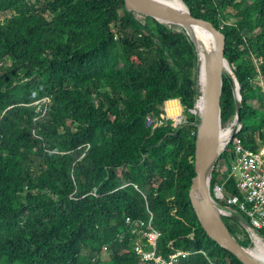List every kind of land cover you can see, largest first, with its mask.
<instances>
[{
    "label": "trees",
    "instance_id": "obj_1",
    "mask_svg": "<svg viewBox=\"0 0 264 264\" xmlns=\"http://www.w3.org/2000/svg\"><path fill=\"white\" fill-rule=\"evenodd\" d=\"M183 1L225 34L242 94L233 139L256 147L264 140V0ZM8 10L0 19V264H139L130 232L148 230L150 218L156 253L186 252L173 264H244L208 236L189 200L198 115L189 110L196 53L184 30L137 16L124 0H0ZM173 99L184 121L153 128ZM235 113L224 77L222 125ZM232 151L233 141L212 172V195ZM223 189L238 193L232 178ZM225 221L250 244L234 217Z\"/></svg>",
    "mask_w": 264,
    "mask_h": 264
},
{
    "label": "water",
    "instance_id": "obj_2",
    "mask_svg": "<svg viewBox=\"0 0 264 264\" xmlns=\"http://www.w3.org/2000/svg\"><path fill=\"white\" fill-rule=\"evenodd\" d=\"M181 1L183 6L169 0H124V3L128 11L151 16L160 22L172 24L174 27L184 30L194 45L196 74L199 69L200 46L203 44L197 34L196 27H203L211 34L212 47L204 52L203 107L198 113L196 123L194 175L191 178L188 196L201 227L209 237L234 254L244 264H264V258L254 255L248 246L241 244L236 239L229 229L225 217H234L249 232V235L252 236L251 230H253L264 242L260 233L253 228L242 212L236 209H227L226 212H223L215 199V194L212 195L210 190L211 175L216 162L242 126L240 117L242 94L239 82L225 57V34L209 19L193 15L186 3ZM224 77L231 84L236 100V113L231 122L234 125V130L225 143L220 137L222 129L221 93ZM195 84L198 94L197 75ZM195 104L194 108L189 110L196 114ZM147 124H151V118Z\"/></svg>",
    "mask_w": 264,
    "mask_h": 264
},
{
    "label": "built area",
    "instance_id": "obj_3",
    "mask_svg": "<svg viewBox=\"0 0 264 264\" xmlns=\"http://www.w3.org/2000/svg\"><path fill=\"white\" fill-rule=\"evenodd\" d=\"M48 101L49 98L44 97L36 100L33 104H37L38 110ZM169 119L174 120L165 110V113L153 121V128L167 124ZM183 121L184 119L174 120L172 125L177 126ZM232 141L233 151L228 172L222 182L215 184L214 196L216 200H224L223 204H220L223 212H226L227 209H236L242 212L264 239V140L257 139L256 147H247L237 138ZM228 178L233 179L238 190L237 194L225 195L223 187ZM148 225L150 228L144 231L147 241L145 243L136 241L134 244V250L144 264H173L179 255L186 253L183 250H176L169 256V259L156 253L159 231L152 227L151 218Z\"/></svg>",
    "mask_w": 264,
    "mask_h": 264
},
{
    "label": "bare ground",
    "instance_id": "obj_4",
    "mask_svg": "<svg viewBox=\"0 0 264 264\" xmlns=\"http://www.w3.org/2000/svg\"><path fill=\"white\" fill-rule=\"evenodd\" d=\"M169 1L177 5L183 6V3L181 0H169ZM196 31H197L198 36L202 39V42H203V44H201L200 46V52H199V57H198L199 69L197 73V78H198V88L199 89H198V94H197L196 104H195V110L197 111V113H199L203 107V86H204V81H205L204 64H203L204 52L212 47L213 38L211 34L203 27H196ZM166 110L168 111V114L172 117V119L178 121L182 118L183 109L179 106L176 100L168 101L166 103ZM233 130H234L233 124H230L225 129H221L220 137L223 143H225L226 140L230 138ZM251 233L254 239V246L249 248V250L257 257L264 258V242L257 236L255 231L251 230Z\"/></svg>",
    "mask_w": 264,
    "mask_h": 264
},
{
    "label": "rangeland",
    "instance_id": "obj_5",
    "mask_svg": "<svg viewBox=\"0 0 264 264\" xmlns=\"http://www.w3.org/2000/svg\"><path fill=\"white\" fill-rule=\"evenodd\" d=\"M13 13V11H11V10H8V11H4V12H0V19L2 20V19H4L5 17H7V16H10L11 14ZM137 14V16H138V13H136ZM234 20V18H230V19H226V21L228 22V21H233ZM232 73V72H231ZM196 70H195V78H196ZM17 91L18 90H16L15 92L17 93ZM171 101V100H170ZM177 101V100H176ZM178 102V101H177ZM41 104V103H40ZM178 104H179V102H178ZM179 106L181 107V105L179 104ZM43 105H41V108L40 109H38V110H40V111H43ZM181 108H183V107H181ZM168 112V111H167ZM197 115H198V113H196ZM182 118H181V120H183L184 119V117H186V115H185V110H184V108H183V110H182ZM178 116V115H177ZM169 121H171V120H169ZM172 122V124L174 123V120H172L171 121ZM231 122L232 121H230V122H228L227 124H225V125H222V129H225L227 126H229L230 124H231ZM229 138V137H228ZM257 139H260L259 137H257ZM228 140V139H227ZM227 140H226V142H227ZM226 218V217H225ZM145 228L143 227V226H138L137 228H132V230H131V232H130V237H132V242H131V244H133V247H134V244H135V242L136 241H138V242H142V243H145L146 242V239H145ZM250 236V238H251V242H250V244H247L246 246H248L249 248H251V247H253L254 246V240H253V238H252V236L251 235H249ZM102 258H103V260L104 261H106V260H108L109 259V252L107 251V250H103V252H102ZM139 264H144L143 262H142V260H140V262H139Z\"/></svg>",
    "mask_w": 264,
    "mask_h": 264
},
{
    "label": "crops",
    "instance_id": "obj_6",
    "mask_svg": "<svg viewBox=\"0 0 264 264\" xmlns=\"http://www.w3.org/2000/svg\"><path fill=\"white\" fill-rule=\"evenodd\" d=\"M173 100H177L178 102H179V100L178 99H173ZM179 104H180V102H179ZM181 105V104H180Z\"/></svg>",
    "mask_w": 264,
    "mask_h": 264
}]
</instances>
